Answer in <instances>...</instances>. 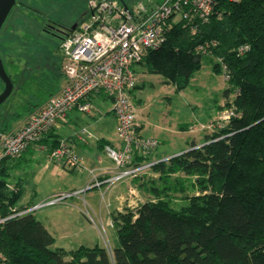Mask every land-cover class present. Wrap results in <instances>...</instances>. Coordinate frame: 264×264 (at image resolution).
<instances>
[{
    "label": "trees",
    "instance_id": "trees-1",
    "mask_svg": "<svg viewBox=\"0 0 264 264\" xmlns=\"http://www.w3.org/2000/svg\"><path fill=\"white\" fill-rule=\"evenodd\" d=\"M209 41L215 45L204 52L210 48L225 67V95L234 94L240 115L200 147L191 145L151 166L161 187L152 184V200L111 215L116 235L111 256L98 244L53 247L52 235L30 213L0 222L5 264H264V0H215L208 22L174 24L140 64L179 90L200 68L204 52L195 48ZM243 45L247 50L238 53ZM8 122L3 120L0 131ZM49 133L39 142L49 141L50 152L58 140ZM3 160L0 218L21 196L18 188L8 189L10 168ZM173 174L191 177L197 190L179 208L168 196Z\"/></svg>",
    "mask_w": 264,
    "mask_h": 264
},
{
    "label": "rangeland",
    "instance_id": "rangeland-1",
    "mask_svg": "<svg viewBox=\"0 0 264 264\" xmlns=\"http://www.w3.org/2000/svg\"><path fill=\"white\" fill-rule=\"evenodd\" d=\"M162 1L164 0H123L124 4L130 7L138 2ZM87 2L88 0H15L0 29V57L13 85L11 93L0 105V128L3 120L9 121L8 128L11 124L22 122L25 116L42 105L59 88L65 78L63 72L65 61L59 50L61 39L48 30L47 24H59L69 29L77 26L88 13ZM194 32L195 30L190 28L189 33ZM215 63H219L217 69L214 68ZM136 74L137 81L130 94V100L135 110V120L137 113L143 117V132L140 131V126L137 127V131L143 137L158 140L157 151L165 154L159 158L172 157L186 151L191 145L200 147L206 137L215 136L225 126L224 119L227 113L233 112L231 118L240 115L233 102L234 94L225 95L229 84L222 75L221 61L212 56L210 48H206L200 68L182 89L177 90L175 85L166 82L162 76L149 73L143 63L137 67ZM2 89L3 84L0 80V92ZM21 156L4 161L19 165L10 170L7 180L9 190L15 189L17 183L18 188L24 186L21 205H16L19 208L32 205L22 203L30 191L37 188L31 178L35 168L33 165L25 164L27 153ZM157 177V174L147 170L135 177L124 178L121 183L118 181L109 184L110 191L112 189L110 194L122 196V199L115 198L110 202L106 208L108 212L106 215H99L98 219L93 220L83 213V217L81 213L78 214L83 218L85 226H88V223L92 224L93 229L89 232L93 235L89 239L94 238L95 243L103 247L109 256L116 237L111 215L118 210L117 208L121 211L134 210L140 203L152 200L154 198L151 192L152 184L161 187ZM72 178L74 179L65 178V182ZM191 180V177L182 174H173L169 177L168 196L173 208L185 205L186 197L197 194V190L191 186ZM66 183L69 185L71 181ZM72 187L68 190H72ZM90 195L92 203L97 205L100 194L92 191ZM70 200H74V197L43 207L33 214L40 220L42 213ZM89 242H83L82 245L90 246Z\"/></svg>",
    "mask_w": 264,
    "mask_h": 264
},
{
    "label": "built area",
    "instance_id": "built-area-1",
    "mask_svg": "<svg viewBox=\"0 0 264 264\" xmlns=\"http://www.w3.org/2000/svg\"><path fill=\"white\" fill-rule=\"evenodd\" d=\"M214 4L215 0H164L124 7L119 0H88L86 17L60 42V54L65 61L63 85L32 110L19 127L0 131V161L19 158L29 146L37 144L45 134L57 128L70 111L91 112L90 98L99 94L110 101L115 133L120 142L118 146L104 148L114 168L106 184L135 177L150 170L153 164L168 160L171 156L154 158L158 140L143 137L137 131L135 110L129 97L137 81L135 68L148 51L163 44L167 30L174 24L208 22L214 13ZM214 45L215 42L209 41L197 46L196 50L204 52V47ZM246 50V45L237 48L238 53ZM222 75L228 79L224 66ZM232 115L233 112L227 113L224 120L227 122ZM82 133L86 132L82 130ZM49 157L71 170H85L81 156L64 139L58 140ZM94 186H99L96 180L82 189L56 193L30 206H14L0 222L33 214ZM0 264H5L1 252Z\"/></svg>",
    "mask_w": 264,
    "mask_h": 264
},
{
    "label": "crops",
    "instance_id": "crops-1",
    "mask_svg": "<svg viewBox=\"0 0 264 264\" xmlns=\"http://www.w3.org/2000/svg\"><path fill=\"white\" fill-rule=\"evenodd\" d=\"M138 66H136L135 72H137ZM63 83L64 80L55 92L61 88ZM132 91L133 89L130 91V94ZM90 99L92 103L91 112L82 114L76 110H72L67 114L65 120L49 133L53 135L52 138L66 140L71 149L81 156L85 170H71L67 166H63L62 164L51 160L49 157V150L45 145L49 141L47 143L38 142L35 145L29 146L23 152L27 153L25 164L33 165L35 168V171L32 172L34 174L31 175V178L34 180L37 188L30 191L27 195V199H24L25 202L22 203V205L39 202V200L41 201L56 193L68 190L72 185H74V187H72L73 190L82 189L94 180L99 183V186H94L87 191H84V193H86H82V196L81 194L73 196L74 200H70L69 202L64 201L57 206V208L40 215L39 221L54 238L53 247H60L65 250L75 249L71 247L77 246L78 244L82 245L83 242L90 241V246L87 247L97 244L95 243L94 238L89 239L90 236L93 235L89 232L93 227L91 223H88V226L83 224V214L88 215L93 220L98 219L99 215H106L108 213L106 208L110 205V202L114 201L115 198L122 199V196H114L113 194H110L112 189L110 191V185H106V179L112 175L114 168L113 163L106 156L104 148L106 146L115 147L120 145L115 133V118L111 112V104L110 101L101 94L93 96ZM24 118L19 124H11L8 130H13L19 127L20 124L24 122ZM142 119L143 117L137 113L135 121L137 122V125L140 126L141 132H143ZM82 130L86 133H82ZM163 155L165 154H161L156 149L153 157L159 158ZM21 157L22 156L19 158ZM4 161L5 160L2 161L3 164L10 168L9 173L11 169L19 166L14 163H5ZM86 169L91 170V172L89 173ZM68 177H74V179H69L71 181L69 185L66 182L70 181L65 182V178L68 179ZM124 181H126V179ZM119 183H121V181ZM18 185L19 184L17 183L15 189L19 187ZM18 189L21 192V199L24 196V186ZM90 190L98 192L101 196L97 205H94L91 201L92 196L90 194L92 191ZM86 196L88 197L87 199L85 198ZM73 197H71V199ZM20 199L17 202L18 205H21ZM36 199L37 201H33ZM117 209L118 210L115 212H122L119 208ZM80 213H83L82 217L78 216ZM104 217L105 216H102V218Z\"/></svg>",
    "mask_w": 264,
    "mask_h": 264
},
{
    "label": "water",
    "instance_id": "water-1",
    "mask_svg": "<svg viewBox=\"0 0 264 264\" xmlns=\"http://www.w3.org/2000/svg\"><path fill=\"white\" fill-rule=\"evenodd\" d=\"M119 1L120 3H122L124 7H126L123 0H119ZM14 3H15V0H0V29L8 13L12 9ZM74 27L75 26H72L70 30H73ZM0 80L3 84V89L0 92V105H1L11 93L12 86H13L11 79L9 78V76L4 70L1 58H0Z\"/></svg>",
    "mask_w": 264,
    "mask_h": 264
},
{
    "label": "flooded vegetation",
    "instance_id": "flooded-vegetation-1",
    "mask_svg": "<svg viewBox=\"0 0 264 264\" xmlns=\"http://www.w3.org/2000/svg\"><path fill=\"white\" fill-rule=\"evenodd\" d=\"M15 4V3H14ZM14 6V5H13ZM13 8V7H12ZM48 30L52 31L57 38L62 39L70 30L59 24H47Z\"/></svg>",
    "mask_w": 264,
    "mask_h": 264
},
{
    "label": "bare ground",
    "instance_id": "bare-ground-1",
    "mask_svg": "<svg viewBox=\"0 0 264 264\" xmlns=\"http://www.w3.org/2000/svg\"><path fill=\"white\" fill-rule=\"evenodd\" d=\"M130 97V96H129ZM131 101V100H130ZM0 164H2V163H0ZM87 191V190H86Z\"/></svg>",
    "mask_w": 264,
    "mask_h": 264
}]
</instances>
